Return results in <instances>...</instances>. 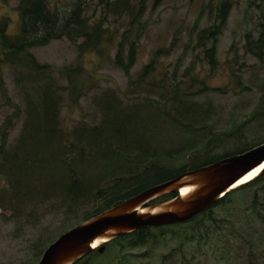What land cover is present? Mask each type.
I'll return each instance as SVG.
<instances>
[{
	"label": "rangeland",
	"instance_id": "374dc122",
	"mask_svg": "<svg viewBox=\"0 0 264 264\" xmlns=\"http://www.w3.org/2000/svg\"><path fill=\"white\" fill-rule=\"evenodd\" d=\"M230 1L232 8L216 42L215 67L209 65L205 48L197 44L196 36L198 31L214 23L220 0H162L158 4L148 0L145 13L130 33L124 34L129 17L109 18L105 33L111 39L102 42L99 49L81 50L78 44L82 38L73 41L67 37L29 48L27 51L38 63L52 67V77L63 87L61 126L74 134L82 125L98 124L103 113L98 97L109 92H114L126 104L139 105L146 99L156 104L155 99H166L165 93L179 86L196 95L197 101L214 106L215 113L208 123L216 134L233 132L213 149L215 153L232 149L244 152L258 145L264 139V55L260 60L248 51L246 38L251 35L256 39L259 35V7H264V0ZM95 5L90 6L88 13L93 19L101 12L99 8L95 10ZM17 7V0H0V28L9 36H15L20 30ZM140 26L143 31L139 30ZM124 39H128L121 54L125 63L130 43H135L137 51L135 63L128 72L115 64L118 43ZM6 54L10 52L0 46V140L5 138V149L10 151L22 130L27 96L21 91L25 74L19 66L10 63ZM153 58L155 69L146 81L157 85L143 84L139 82V75ZM18 59L15 64L22 61L23 55ZM75 65L81 68L77 81L85 85L80 96L71 94L67 79L56 72L64 66ZM258 110L263 113L258 114ZM159 130L162 137L167 135L168 129L159 126ZM1 160L0 157V163ZM7 188V178L0 172V197L4 200L8 196ZM230 200L227 206L215 209L216 222L205 225L209 227L207 237L184 240L167 234L158 242L135 247L127 246L121 239L119 244L105 247L90 263L264 264V177L236 190ZM53 203L49 201L35 209L27 207L20 214L13 212L8 203L0 205V264H35L41 256L38 250L83 221L92 207H79L73 213L58 210Z\"/></svg>",
	"mask_w": 264,
	"mask_h": 264
},
{
	"label": "trees",
	"instance_id": "16d2710c",
	"mask_svg": "<svg viewBox=\"0 0 264 264\" xmlns=\"http://www.w3.org/2000/svg\"><path fill=\"white\" fill-rule=\"evenodd\" d=\"M17 1L20 30L15 36H9L0 28V46L10 52L6 54L10 63L19 66L25 74L21 91L27 96L24 109L26 117L14 149L7 151L5 138L0 140V172L6 176L8 184L5 190L8 196L6 200L0 197V205L8 203L17 214L27 207L35 209L49 201H54L53 205L58 210H71L73 213L79 207L91 205V211L82 219L86 220L185 171L243 152L237 149L221 154L213 151L224 142V137L233 132L216 134L208 123L215 113L214 106L197 101L196 95L179 86L173 92L167 91L166 99H155L156 104L152 99H146L139 105L126 104L114 92L104 97L97 96L98 106L103 111L99 123L92 127L82 125L74 134H70L59 122L63 103L60 91L63 87L52 77V67L38 63L27 50L62 37L73 41L82 38L83 41L78 44L81 50L89 47L99 49L102 42L111 39V35L108 37L105 33L108 19L129 17V26L124 34L130 33L131 27L145 13L148 0ZM154 1L158 4L162 0ZM94 3L95 10L99 8L101 11L95 19L88 17L89 8ZM60 6H63L62 11ZM231 8L230 0H220L214 23L197 32V44L205 48L204 53L211 67L217 65L216 42ZM259 8V35L256 39L248 35L246 47L261 60L264 55V7ZM138 28L140 31L144 29L143 26ZM127 40L118 43L115 58V64L126 72L134 65L137 52L135 43H130L128 62H124L121 54L124 53ZM21 55L22 61L15 64ZM153 64L154 58L143 67L139 82L156 84L146 81L155 69ZM80 71L78 65L56 70L58 76L61 74L67 79L70 93L78 96L85 89V85L77 81ZM163 87L167 88L166 85ZM147 109L149 112L145 111ZM257 113L261 114L263 110ZM159 126L168 129L166 136L162 137ZM261 142L264 139L257 143ZM263 177L261 175L259 179H253L226 193L187 222L160 227L146 226L107 242L105 247L112 243L119 244L121 239L130 247L145 245L158 242L159 238H165L167 234L184 237V240H192L194 236L198 239L207 237L209 227L205 225L216 222L215 209L227 206L232 193ZM176 194H167L149 204L171 199ZM42 249L38 250V256L42 254ZM101 253L93 250L75 264H92L90 262Z\"/></svg>",
	"mask_w": 264,
	"mask_h": 264
},
{
	"label": "water",
	"instance_id": "95a60500",
	"mask_svg": "<svg viewBox=\"0 0 264 264\" xmlns=\"http://www.w3.org/2000/svg\"><path fill=\"white\" fill-rule=\"evenodd\" d=\"M261 164H264V142L242 153L185 171L62 232L43 250L35 264H75L93 250L103 252L107 242L121 235L146 226L187 222L226 193L264 174L263 165L257 175L238 183ZM183 188H188L185 193L181 191ZM173 192L177 193L173 198L149 204Z\"/></svg>",
	"mask_w": 264,
	"mask_h": 264
},
{
	"label": "bare ground",
	"instance_id": "6f19581e",
	"mask_svg": "<svg viewBox=\"0 0 264 264\" xmlns=\"http://www.w3.org/2000/svg\"><path fill=\"white\" fill-rule=\"evenodd\" d=\"M263 165L264 164H261V165L255 167V168H253L252 170H250L241 180H239L238 183L247 181V180L251 179L252 177H254L255 175H257L259 173L260 169L263 167ZM187 189L188 188L181 189L182 193H185L187 191Z\"/></svg>",
	"mask_w": 264,
	"mask_h": 264
},
{
	"label": "flooded vegetation",
	"instance_id": "af4514ba",
	"mask_svg": "<svg viewBox=\"0 0 264 264\" xmlns=\"http://www.w3.org/2000/svg\"><path fill=\"white\" fill-rule=\"evenodd\" d=\"M264 175V174H263Z\"/></svg>",
	"mask_w": 264,
	"mask_h": 264
}]
</instances>
